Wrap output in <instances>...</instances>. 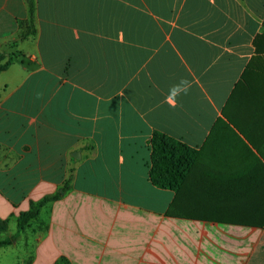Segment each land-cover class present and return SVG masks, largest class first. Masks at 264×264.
<instances>
[{"label":"crops","instance_id":"1","mask_svg":"<svg viewBox=\"0 0 264 264\" xmlns=\"http://www.w3.org/2000/svg\"><path fill=\"white\" fill-rule=\"evenodd\" d=\"M33 5L0 0V241L61 195L0 250L21 245L19 264H264V162L216 126L264 149V0ZM155 132L206 148L178 199L214 217L167 215Z\"/></svg>","mask_w":264,"mask_h":264},{"label":"trees","instance_id":"2","mask_svg":"<svg viewBox=\"0 0 264 264\" xmlns=\"http://www.w3.org/2000/svg\"><path fill=\"white\" fill-rule=\"evenodd\" d=\"M28 1L31 14H33V0ZM2 60L3 57L0 56V73L7 70L12 64V59L10 58L5 63H1ZM216 126L230 128L231 126L236 127L241 131L244 139H246L252 145V147L257 151L258 155L262 158V161H260V159L253 152H249L247 144L244 143L243 145V140L239 136H236L238 138L237 144L239 145L242 143L241 146L243 147V151L241 153V156L245 159V161L264 162V149H259L253 140V138L257 136H250L246 133L244 134V130L241 129L242 127L236 125L232 121L227 122L221 119L218 124H216ZM242 126L245 128L254 125ZM151 150V163L149 169L150 182L158 189L170 190L176 194L175 200L170 205L167 215L170 217L188 219H206L214 217L207 214L196 213L195 209L192 208L195 207L194 201H188L185 204H180L178 199V196L181 194V192H184V190H186L190 182V178H192V175L196 168V164L198 162L204 161V157L206 156V148L197 151L172 137L159 132H155L151 140ZM71 181L72 175H70L63 184V187L61 189L62 192L68 191L70 189ZM60 195L61 194H58L52 198L45 199L37 206L33 205V209L30 212L22 214L18 220L17 233L11 238L0 241V248L13 244L19 238L21 231L24 230L27 221L35 218L38 215V207L42 206L48 200L57 199L58 197H60ZM6 230L7 225L3 222H0V233L5 232ZM60 264H66L65 260H61Z\"/></svg>","mask_w":264,"mask_h":264},{"label":"rangeland","instance_id":"3","mask_svg":"<svg viewBox=\"0 0 264 264\" xmlns=\"http://www.w3.org/2000/svg\"><path fill=\"white\" fill-rule=\"evenodd\" d=\"M18 246L20 247H17V249L8 247L0 250V264H19V261L22 258V254L20 252H17V250L22 251V247L21 245ZM3 252L8 253L4 254Z\"/></svg>","mask_w":264,"mask_h":264},{"label":"clouds","instance_id":"4","mask_svg":"<svg viewBox=\"0 0 264 264\" xmlns=\"http://www.w3.org/2000/svg\"><path fill=\"white\" fill-rule=\"evenodd\" d=\"M191 84L187 80H182L179 85L174 86L170 89V93L166 98V101L170 104V106H176V97L179 96L181 93L187 94L188 90L190 89Z\"/></svg>","mask_w":264,"mask_h":264}]
</instances>
